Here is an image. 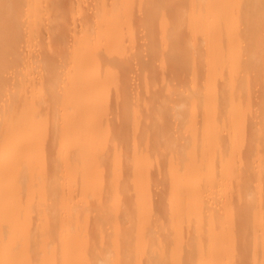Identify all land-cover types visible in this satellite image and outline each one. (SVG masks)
I'll use <instances>...</instances> for the list:
<instances>
[{"label": "bare ground", "instance_id": "6f19581e", "mask_svg": "<svg viewBox=\"0 0 264 264\" xmlns=\"http://www.w3.org/2000/svg\"><path fill=\"white\" fill-rule=\"evenodd\" d=\"M0 264H264V0H0Z\"/></svg>", "mask_w": 264, "mask_h": 264}]
</instances>
